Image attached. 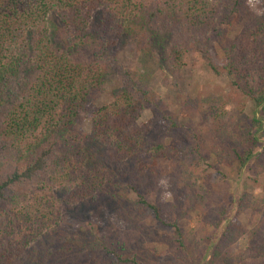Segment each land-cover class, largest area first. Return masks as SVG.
<instances>
[{
	"label": "trees",
	"instance_id": "1",
	"mask_svg": "<svg viewBox=\"0 0 264 264\" xmlns=\"http://www.w3.org/2000/svg\"><path fill=\"white\" fill-rule=\"evenodd\" d=\"M247 4L248 0H156L154 5L151 0H0V264H62L66 260L71 264H151L127 248L130 236L119 241L95 234L94 242H98L93 243L94 252L85 261H76L75 255L53 247V240L47 241V232L57 223L63 207L94 198L120 177L135 192L147 191L154 186L146 181L147 175H154L157 169L143 163L144 157L181 151L179 145L162 140L143 143L148 124L138 119L140 109L152 97L142 89L147 82L141 72L125 68L130 82L113 92L107 103L98 105L93 91L103 90L114 70V48L122 37L132 36L135 43L143 39L144 45L137 50L154 54L165 46L159 28L167 22L176 38L167 50L171 64L182 65L186 51H198L215 74L228 78L243 100L263 103L264 11L258 15L259 22L244 28L236 40L224 36L223 29L216 30L215 25L230 24L246 15ZM60 23L72 34L69 49L55 40ZM213 42L226 56L221 66L208 56ZM99 43L104 50L96 55ZM220 115L216 109L221 121ZM84 116L89 117L90 126L81 135L76 123ZM242 123L237 133L249 147L237 148V133L226 131L229 141L236 144L230 151L234 156L222 146L219 157L229 163L243 162L251 155L258 142L257 131L264 136L260 117L253 114L249 123ZM170 124L176 126L171 119ZM92 142L102 147L106 161L113 162L110 173L90 160ZM188 159L183 152L179 162L185 166ZM142 202L151 206L144 198ZM153 207L160 217L159 209ZM226 213V208L219 211L214 226L222 223ZM233 227V220L227 219L213 245L204 248L198 264H264V226H256L263 236L251 244L247 255L239 252L237 263L230 247ZM174 228L173 238L188 256L191 233H184L176 224ZM108 247L106 257L101 258L100 252Z\"/></svg>",
	"mask_w": 264,
	"mask_h": 264
},
{
	"label": "rangeland",
	"instance_id": "2",
	"mask_svg": "<svg viewBox=\"0 0 264 264\" xmlns=\"http://www.w3.org/2000/svg\"><path fill=\"white\" fill-rule=\"evenodd\" d=\"M151 3L156 4V0ZM247 5L246 15L238 16L230 24L216 23V30L223 29L224 36L236 40L243 35L244 28L254 27L264 11V4L262 0H248ZM157 23L160 25L161 22ZM166 23L159 28L164 34L165 46L157 48L154 54L137 50L144 45L143 39L135 43L132 36L122 37L114 48L117 58L114 70L106 79L103 90H94L92 96L98 105L107 103L113 92L130 82L125 68L141 72L147 82L142 89L152 97L140 109L138 119L140 123L148 124L143 143L162 140L179 145L181 151L168 152L162 157H144L143 163L152 165L157 172L147 175L146 181L154 186L147 191L143 189L144 192L139 190L143 197L126 183V178L120 177L117 183L105 185L106 188L94 198L62 208L57 223L47 232V241L53 240V247H62L68 255H75L76 261H85L89 252H94V244L98 242H94L95 234L119 241L124 240L122 236H130L132 242L127 248L151 264H198L204 248L213 245V238L220 234L227 219L233 220L230 247L236 255V263L239 252L247 255L251 244L263 236L259 231V227L264 226V136H260L261 130L255 133L258 142L243 162L229 163L219 156L222 146L229 152L236 147H249V142L239 135V123L246 125L253 114L264 123V116H261L264 115V110L261 111L264 102L257 105L250 99L243 100L231 88L228 78L215 74L198 51H186L182 65L171 64L167 50L176 38L172 25ZM56 29L57 45L71 46L70 29L61 23ZM209 34L212 36L214 32L210 30ZM103 50L99 43L94 52L99 55ZM208 56L220 66L225 63L226 56L217 42L212 43ZM133 89L139 95L142 93L138 85ZM216 109L223 114L221 121L216 116ZM170 119L176 126L172 127ZM89 126V117H81L76 123V132L86 135ZM232 130L239 133V146L228 139L226 131ZM183 152L189 157L185 166L179 160ZM89 154L91 161L110 173L113 162L106 161L102 147L92 142ZM25 185L29 188L28 183ZM143 198L151 206L142 202ZM153 206L159 209L160 217H156ZM223 208L229 215L226 213L222 219L220 214L222 223L216 227L214 221ZM174 224L184 233L192 234L190 240L193 242H187V248H192L188 256L173 238L176 234ZM255 229L257 232L252 234ZM250 234L253 236L251 241L248 239ZM108 250L109 247L103 249L100 257L104 259ZM64 262L71 264L68 260Z\"/></svg>",
	"mask_w": 264,
	"mask_h": 264
}]
</instances>
